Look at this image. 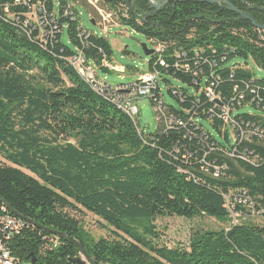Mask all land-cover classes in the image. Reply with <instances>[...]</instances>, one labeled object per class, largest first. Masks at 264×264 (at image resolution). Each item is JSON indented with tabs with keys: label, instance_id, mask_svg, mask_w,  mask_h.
Wrapping results in <instances>:
<instances>
[{
	"label": "trees",
	"instance_id": "1",
	"mask_svg": "<svg viewBox=\"0 0 264 264\" xmlns=\"http://www.w3.org/2000/svg\"><path fill=\"white\" fill-rule=\"evenodd\" d=\"M82 1L0 0V155L10 163L0 164V214L25 223L10 242L19 264H80L85 254L95 264H264V79L250 67L264 70V29L223 2L169 0L155 14L147 0ZM91 1L160 47L148 61L159 78L149 99L165 103L155 132L68 61L80 50L110 71V40L81 25L79 6L99 17ZM228 1L264 25V0ZM65 27L76 49L62 40ZM235 57L244 63L228 65ZM208 86L229 108V125ZM82 210L113 236L93 238L73 214ZM171 216L228 227L168 247L156 221Z\"/></svg>",
	"mask_w": 264,
	"mask_h": 264
},
{
	"label": "rangeland",
	"instance_id": "2",
	"mask_svg": "<svg viewBox=\"0 0 264 264\" xmlns=\"http://www.w3.org/2000/svg\"><path fill=\"white\" fill-rule=\"evenodd\" d=\"M77 2L83 5L82 0H77ZM90 3L95 7L94 2L91 1ZM95 8L97 9L100 18L97 16V14H90L87 7L79 6L81 25L86 30L107 36L113 49V53L109 57V62L116 66L113 67L116 70H110L109 72H103L101 69H99L100 77L111 84H118L121 82L132 81L142 73L147 72L150 56L145 54L143 44H146L148 48L152 50L154 48L151 40L145 34L122 25L118 20V17L115 18L112 13H105L100 8ZM89 9L90 11L92 10L91 8ZM102 15H110V17L108 18V16H106L104 18ZM91 17H94L96 19L97 24H94L92 22ZM111 17L114 18V22H112ZM30 18L34 23L40 25L41 21L39 13L36 9L32 11ZM105 28H109L108 33H105ZM62 40L65 43L71 45L73 49H76L74 45L69 43L67 27H65L63 30ZM125 50H127L128 53H125ZM235 63L243 64L244 60L239 57H235L228 63V65H233ZM109 67L112 66L109 65ZM117 67L121 69H118ZM250 67L255 74V78L264 79V70L261 69L255 62L250 61ZM170 81L177 87L183 85L181 81L174 77H170ZM164 94L166 102L176 107L180 106L179 102L170 94L166 85H164ZM138 107L140 112L138 115L140 128L145 133L155 132L158 128V117L155 113L150 99H143L138 104ZM250 111H253L255 113L260 112L258 109H254L251 107H244L240 109V112ZM205 126L210 129V131L215 136L221 139L219 133L209 122L205 121ZM0 164L8 165L10 163L0 155ZM73 214L76 215V217L81 221L84 228L90 233L93 238H111L113 236L112 228L108 227V225H106V223L96 215H93L86 210H82ZM258 222H262V219H260ZM156 225L160 232L161 243L168 247H176L180 244L188 245L191 234L197 229H220L228 227V224L222 223L211 217H196L193 219H188L179 216L159 218L156 221ZM83 259L86 260L84 256ZM86 264L89 263L87 262Z\"/></svg>",
	"mask_w": 264,
	"mask_h": 264
},
{
	"label": "built area",
	"instance_id": "3",
	"mask_svg": "<svg viewBox=\"0 0 264 264\" xmlns=\"http://www.w3.org/2000/svg\"><path fill=\"white\" fill-rule=\"evenodd\" d=\"M39 11H42V9H39ZM102 16L104 18L106 16H108V18L110 17V15ZM40 21V25H42L44 21ZM108 29L105 28V33H108ZM82 35L88 37V33L86 31H84ZM159 49L160 47L155 48V50ZM68 61L72 63V65L78 66L79 72H82V74L86 76V79H89L90 83L93 84V89L100 90L104 96H107L114 102L122 105L126 108L127 113H129L130 116H133L136 120H138V115L140 113L138 104L143 99L152 97V89L159 84L157 73L151 71L142 73L132 81L111 84L100 77L98 67L93 62L86 60L80 50L77 54L70 57ZM102 65L106 67V59L103 60ZM106 68L116 70L113 67ZM205 91L211 101H213L217 107L223 109L225 123L227 125H229V122L232 123L229 118V108L224 106L221 99L215 95L213 88L208 86ZM176 92L177 91L175 90L174 93ZM164 105L165 103L163 97L155 99L154 110L158 115V119H160L163 115ZM244 203L249 208L253 206L252 203H248L247 201ZM230 212L233 217V222L237 223L239 221L238 219L240 214L234 212L232 209ZM24 225V221L19 218L8 214H0V264H19V259L13 254L10 242L19 233L22 227H24Z\"/></svg>",
	"mask_w": 264,
	"mask_h": 264
},
{
	"label": "water",
	"instance_id": "4",
	"mask_svg": "<svg viewBox=\"0 0 264 264\" xmlns=\"http://www.w3.org/2000/svg\"><path fill=\"white\" fill-rule=\"evenodd\" d=\"M147 1L150 3L151 7L153 8V13L156 14V13H158L159 11H161L165 7V5L168 3L169 0H158V1L147 0ZM206 1L207 2H210V3H220V2H223V3H225L227 5V7L230 10H232V11L240 14L242 18L249 19V20H251L253 22V24L255 26H257L258 28L264 29V25H261V24L257 23V21H255V19L252 18L251 16H249L247 13L238 10L228 0H206ZM92 22L94 24H96L93 20H92ZM143 48H144L145 54L148 55V56L152 55L154 53V51H155V49L150 50L146 44H143ZM85 258H86V260L85 259L84 260L82 259V260L79 261V263L80 264H86L88 262L89 264H95L94 261H93V259L88 254H85Z\"/></svg>",
	"mask_w": 264,
	"mask_h": 264
},
{
	"label": "bare ground",
	"instance_id": "5",
	"mask_svg": "<svg viewBox=\"0 0 264 264\" xmlns=\"http://www.w3.org/2000/svg\"><path fill=\"white\" fill-rule=\"evenodd\" d=\"M75 66V65H74ZM76 67V69L78 70V72H79V68H78V66H75ZM79 74L81 75V78H83L85 81H86V83L88 82L90 85H91V87L93 88V84L92 83H90V80L89 79H86V76L85 75H83L82 74V72H79ZM96 92H98L99 94H101V95H103V93L102 92H100V90H97V89H94ZM104 96V95H103ZM104 97H106V98H109V97H107V96H104ZM110 99V98H109ZM113 103H115L119 108H121L122 110H124L125 112H127L126 111V108H124L122 105H120L119 103H116V102H114L112 99H110ZM129 114V113H128ZM133 117V116H132ZM249 203V202H248ZM254 207V206H253ZM78 264V263H77Z\"/></svg>",
	"mask_w": 264,
	"mask_h": 264
},
{
	"label": "crops",
	"instance_id": "6",
	"mask_svg": "<svg viewBox=\"0 0 264 264\" xmlns=\"http://www.w3.org/2000/svg\"><path fill=\"white\" fill-rule=\"evenodd\" d=\"M107 64L110 65V66H112V67H116V66H114L111 62H109L108 60H107ZM117 68H118V67H117ZM118 69H121V68H118Z\"/></svg>",
	"mask_w": 264,
	"mask_h": 264
}]
</instances>
